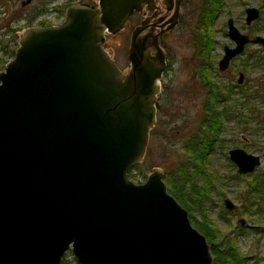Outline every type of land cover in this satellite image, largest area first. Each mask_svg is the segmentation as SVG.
<instances>
[{"label": "water", "instance_id": "1", "mask_svg": "<svg viewBox=\"0 0 264 264\" xmlns=\"http://www.w3.org/2000/svg\"><path fill=\"white\" fill-rule=\"evenodd\" d=\"M146 1L79 2L60 23L20 33L0 71V264H60L67 251L78 264H212L165 171L152 168L142 183L128 177L156 121L165 63L146 49L141 26L126 73L103 45ZM258 15L248 7L246 23ZM228 35L236 45L221 70L249 39L231 20ZM229 155L239 174L260 165L242 148Z\"/></svg>", "mask_w": 264, "mask_h": 264}, {"label": "rangeland", "instance_id": "2", "mask_svg": "<svg viewBox=\"0 0 264 264\" xmlns=\"http://www.w3.org/2000/svg\"><path fill=\"white\" fill-rule=\"evenodd\" d=\"M22 1L24 0H0V71L12 59H9L8 53L13 48L16 49L23 30L60 23L64 19L66 8L79 1L97 3V0H32L22 5ZM248 6H255L263 11L261 18L252 27L258 28L257 35L264 36V0H229L226 10L236 20L238 28L244 31V10ZM138 19L139 16L131 17L120 31L105 33L103 47L122 74L130 67L127 60L129 38ZM222 22L223 17L216 24L219 30L216 33V52L219 54L224 44H231L222 30ZM171 43L172 49L168 55L171 56L173 65L166 71L165 79L159 82L160 92L155 105L156 121L149 132L142 160L136 164V168L131 169L133 174L141 173L135 177L138 180L130 178L136 183L144 182L152 168H160L166 175L169 168L179 166L181 161L187 163L193 152L187 150L185 145L200 122L206 89L192 75V29L175 33ZM249 53H253V56L246 59V63V56H241L229 69V73L234 75L233 79L226 75L224 77L234 86L237 85L238 71L244 73L243 83L234 88L237 95H232L227 102V112L235 115L242 113L244 116L251 114V117L228 119L224 123L222 135L227 143L231 140L230 147H241L258 155L260 165L250 174H239L236 166L228 159L227 150L221 149L202 153V161L200 158L192 160L191 168L195 169L194 164L201 165L202 170L214 178L203 206L207 220L218 230L219 240L224 243L230 241L238 248L240 255L246 258L245 264H264V47L250 44L247 47V54ZM241 91H246L247 97H240ZM194 176L201 184L202 177ZM256 183L258 191L252 188ZM261 194L262 197L259 196ZM225 199H229L234 208L227 209ZM191 207L195 209L191 214L197 219L202 218L198 207L195 204ZM240 219L244 220L242 225ZM64 255L70 264H74L75 258L70 251Z\"/></svg>", "mask_w": 264, "mask_h": 264}, {"label": "flooded vegetation", "instance_id": "3", "mask_svg": "<svg viewBox=\"0 0 264 264\" xmlns=\"http://www.w3.org/2000/svg\"><path fill=\"white\" fill-rule=\"evenodd\" d=\"M229 0H217V9L212 16L210 22V30L213 31L212 34V46L206 59H201L200 53L197 52L195 43L193 41L194 31L196 30V26L198 24L200 15L202 13L203 3L207 4V6L213 8L215 4V0H148L146 1L140 10L134 11L125 21L126 22L134 16H139L138 22L134 24L133 29L141 26L142 36L145 39V47L150 52V54L160 53L162 55L163 61L165 63L164 70L161 73V76L158 80L165 79V73L168 69H171L173 65L172 58L169 54L170 49H172L171 38L172 36L180 33L183 30L188 28L192 29V47L193 51L190 56L193 65V72L192 75L195 76L196 81L199 85L206 89L204 93L203 103L206 100L207 96H210L214 99L215 109H217L220 113V119L217 131H214L210 136V143L208 150L206 153H210L214 150H227L228 159H230L229 150L233 148H241L234 146L233 148L230 147L231 140L228 141L225 136L222 135L223 127L225 121L235 117H243L244 114H230L228 111L227 102L230 100L232 95H237L234 88L238 87V84H242L244 81V73L242 71H238V76L236 79L237 85L232 86L230 81H228L226 77L229 79H233L234 75L230 74V68L234 64L236 60L239 59L241 56H246L244 63H246V59H250L253 56V53L247 54V47L250 44H259L260 46L264 47V43L260 40H257L258 37L264 38V36L257 35L258 28H253V23L257 22L262 14L263 11L255 6H248V7H255L258 9L259 15L258 17L251 21L250 23H246V9L244 10V31L238 28L236 24V20L232 17L231 13H228L227 2ZM80 2V1H79ZM223 17L222 26L223 32L225 36L229 39L231 44H224L222 46L221 54L216 52V33L219 32L217 25V21ZM229 20L232 21L233 25L238 29V31L242 34H245L249 37L248 41L245 43L243 50L240 53H237L235 56L231 57L228 66L221 70L219 68V61L225 54V48H233L235 47V42L229 37L228 30H229ZM132 29V30H133ZM131 30V32H132ZM203 58V57H202ZM243 69V67H241ZM242 77L241 81L239 78ZM221 80L225 81V84ZM160 92V90H159ZM243 94V95H242ZM159 96V95H158ZM243 98L247 97L246 91L240 92V97ZM202 103V106H203ZM241 104H238V107ZM240 111V110H239ZM201 115L199 117V121L201 119ZM246 117V116H244ZM247 118V117H246ZM199 125V124H198ZM198 126H196L195 130ZM195 130L190 134V136L195 134ZM189 136V137H190ZM243 149V148H242ZM245 150V149H244ZM246 151V150H245ZM247 152V151H246ZM249 153V152H248ZM252 154V153H251ZM255 155V154H254ZM258 156V155H257ZM260 158V157H259ZM198 159V158H197ZM202 161V159L200 160ZM261 161V159H260ZM231 162H233L231 160ZM233 164L237 165L233 162ZM238 172V171H237ZM250 174V173H247Z\"/></svg>", "mask_w": 264, "mask_h": 264}, {"label": "trees", "instance_id": "4", "mask_svg": "<svg viewBox=\"0 0 264 264\" xmlns=\"http://www.w3.org/2000/svg\"><path fill=\"white\" fill-rule=\"evenodd\" d=\"M216 9L217 0H215L213 8L203 3L202 13L195 28L196 30L194 31L193 41L202 60L206 59L212 46L213 31L209 28L212 16ZM14 52L15 48L8 53L9 59L13 58ZM220 116L219 111L215 109L214 99L207 96L202 106V116L199 125L195 130V134L189 137V141L187 140L185 145L187 150L190 149L193 151L191 158H189L187 163L181 161L179 163L180 167L177 165L176 167L169 168L166 171L164 180L167 184L168 191L188 210L191 223L206 237L213 255L212 264H245L246 258L240 255L238 248L231 244L230 241L224 243L223 240H219L218 230L213 227L210 220H207L208 217L203 202L214 178L210 174H207L205 170H202L201 165L198 166L194 164L196 166L195 169L191 168L192 160L197 158L202 159V153H205L208 150L211 141L209 134H212L219 129L218 124L220 123ZM246 117L247 119L250 118L251 114L246 115ZM137 166L138 165H134L129 169V178L138 180V178L135 177L141 175V173L133 174L131 171V169H134ZM194 174L202 177L203 181L201 184L197 182ZM252 188L255 191L259 190L257 188V183L253 185ZM259 196L262 197V194ZM192 204H195L198 207L202 218L197 219L196 216L191 214V211L195 210L191 207ZM204 211L205 213H203ZM64 256L60 264H70V261L66 260ZM74 264L78 263L74 260Z\"/></svg>", "mask_w": 264, "mask_h": 264}, {"label": "bare ground", "instance_id": "5", "mask_svg": "<svg viewBox=\"0 0 264 264\" xmlns=\"http://www.w3.org/2000/svg\"><path fill=\"white\" fill-rule=\"evenodd\" d=\"M190 219V218H189ZM191 222V221H190Z\"/></svg>", "mask_w": 264, "mask_h": 264}]
</instances>
